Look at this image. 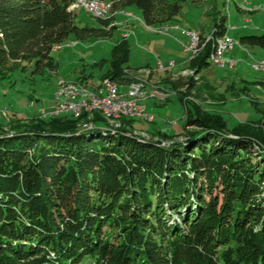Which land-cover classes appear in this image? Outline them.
I'll return each instance as SVG.
<instances>
[{"label": "trees", "instance_id": "trees-1", "mask_svg": "<svg viewBox=\"0 0 264 264\" xmlns=\"http://www.w3.org/2000/svg\"><path fill=\"white\" fill-rule=\"evenodd\" d=\"M69 2L0 0V79L8 87L25 72L30 85L34 75L47 80L50 51L69 34H107L79 25ZM128 5L149 27L179 12L168 0H114L112 10ZM225 20L215 34H225ZM239 42L264 48V32ZM209 49L189 59L195 72L209 64ZM110 55L102 75L126 82L127 40ZM254 105L257 120L228 127L218 112L186 103L181 131L159 132L167 145L127 134L136 128L129 117L111 131L96 110L3 120L0 264H264V108Z\"/></svg>", "mask_w": 264, "mask_h": 264}, {"label": "rangeland", "instance_id": "rangeland-1", "mask_svg": "<svg viewBox=\"0 0 264 264\" xmlns=\"http://www.w3.org/2000/svg\"><path fill=\"white\" fill-rule=\"evenodd\" d=\"M168 1H176L179 4L178 14L164 25L151 27L144 25L141 20V12L134 5L125 6L126 10H131L133 12V15L126 23L117 24V22L113 20V12L110 16L109 14L106 15L105 20L107 24L105 25H102L101 22L96 19H103V17H96L82 8L77 9L75 11V20L79 25H87L99 29L103 26L102 31L107 32V34L97 35L92 33L85 37H77L73 33L69 34L68 38L60 45L51 49L50 55L55 64V70L46 75L48 79L44 82H40L39 76L34 75V81H32L34 85H30V80L27 76L28 72L23 73L25 77L22 76L17 84L11 87H8L7 83L0 79V112H6L3 116L0 113V122L3 120L6 122L10 121L14 119V117L18 118L24 116L22 119L33 117L32 115L26 116L16 112L23 108L30 109V105L33 107L34 103L37 101V96H42V99L47 103L51 102L53 93L55 98V93L57 91V82L55 88L56 79L57 81L61 79L67 82H76L86 89H88L87 86H90L93 89L92 92L96 93H98V89L101 86H103L104 89V83L108 80V77L102 74L109 67L113 45L121 39H126L129 45L128 61L124 63L123 69L124 74L130 77L129 81L133 79L134 81L143 82V89L147 92L146 94L156 87H159L158 89L165 90L164 94L166 95L163 98L170 96V98L163 103L155 100L157 98L153 96L144 97L141 103L146 105L147 111L154 115V120L149 121L138 116L129 117L132 118L131 122L136 128L128 132L126 131L127 134H132L134 136L138 135V137L141 135L144 137H142V139L145 140L159 139L161 144L167 145L170 141L160 136L159 131L156 132V130H154L156 124L158 126L162 125L163 127L161 128H165V126L168 125L177 130L182 127L184 121L185 104L192 103L203 107L208 103L205 101L206 99L210 101L213 100L214 102L210 104L214 103L216 106L213 107V109L203 108L218 112L223 117L228 127L240 122H245L246 120H257L260 113L258 109L255 108L254 102L259 105L260 109H263L264 92L261 93L257 90L255 85L259 81L264 82V69H255L253 64L264 59V48L256 45H245L247 49L244 50L238 47L237 44L239 43V37L242 35L261 34L264 32V0ZM220 15H225L226 33L233 40V47L225 51L223 57L228 58L225 57L227 53L226 55L232 56L230 58L234 59L235 63L232 65H216L210 62L211 64L199 72L204 78H210L215 82L207 81L206 83L205 80H202V78L197 75L194 69L189 67L181 69L175 74V78L171 80L172 84H174L171 88H177L178 90L176 89L175 91L169 92L168 88L158 83L163 82L160 78L164 76L165 69L171 68V66L158 68L152 71L142 69L149 66L138 67V65L151 62L155 58L163 62H166L169 58L176 59L184 53L182 52V48L186 51L185 56L190 55L189 59L196 56L201 50L193 55L190 49H186V45L189 43V37L185 31L196 30L198 32H203V35L210 34L214 31L212 29L215 23L218 22ZM162 28L164 30H162ZM178 32L182 34L185 33L187 35L186 39L185 37L178 36L176 34ZM162 39L166 40L164 43L166 44L165 48L159 46ZM146 43L150 44L148 45ZM151 68L153 69V66H151ZM185 77H187V79L188 77L191 78L194 81V86H199L201 82L205 81L204 84L202 83V86L206 87L200 86V88H203L202 95L204 97H198V91L194 90L193 87L189 88L177 82L178 80L185 79ZM258 85L260 86L258 88L264 91V86H261L259 83ZM147 86L151 88L148 90L146 89ZM123 90H125V87ZM30 91H32V93H30ZM175 92L181 95V100L175 95ZM34 107H36V105ZM40 109L41 111L34 116H46L43 113H46L47 110L45 108ZM98 112L105 119L106 117H110L102 114L100 111ZM81 113L73 115L79 116ZM86 113L90 115L91 112L86 111ZM123 118L125 117L112 118L116 121L119 119L118 122L120 123V126L114 128L122 126L121 119ZM108 119H106V121ZM109 121L112 122L111 119H109ZM88 123L90 122L85 121L82 124L86 127ZM255 125L257 124L253 126ZM2 127L4 130L7 129V125ZM111 128H113V126ZM192 128L191 126L190 129ZM227 135L231 137L236 136L230 132H227ZM176 139L181 140L182 136H177ZM163 142H165V144ZM255 147L257 148L256 145L254 149H256Z\"/></svg>", "mask_w": 264, "mask_h": 264}, {"label": "bare ground", "instance_id": "bare-ground-1", "mask_svg": "<svg viewBox=\"0 0 264 264\" xmlns=\"http://www.w3.org/2000/svg\"><path fill=\"white\" fill-rule=\"evenodd\" d=\"M89 3L94 4V7L86 5L82 1H73V8L71 9H84L86 12H89L93 14L96 17H103V19L106 18V15L113 14L115 10H112V2L114 0H110L109 2H103L101 0H87ZM264 7V5H263ZM115 23V22H114ZM114 25V24H113ZM149 27V26H147ZM162 30H164L162 28ZM185 33L189 37V43L191 45H188L186 49H190V51L193 53V55L197 54L200 50H202L203 47H205V44L209 43L210 49H209V54H208V60L216 65H232L235 63V60L228 57L224 58V52L227 51L228 49H221L220 50V44H225V35H217L212 31L210 34L203 35L199 33L196 30H193V36H190V30H186ZM195 37V40H194ZM231 42L233 43V40L231 38ZM233 46V44H232ZM223 61H228L224 62ZM222 63V64H221ZM170 67L172 64H167V65H161L159 68H164V67ZM253 67L255 69H264V59L258 61L257 63L253 64ZM134 77V76H133ZM132 77V78H133ZM130 78V77H129ZM128 80L124 83L125 90L121 89L120 87L122 86L121 84L113 81V80H106L104 83V89L102 91H99L98 93L92 92V90H88L84 87H82L80 84L76 82H67L64 80L59 79L57 81V91L55 93V98H61L63 96V90L70 89L71 85L72 87L77 90V97L78 100H81V104H78L74 107L72 106H63L57 108L55 111H49L47 110L46 113H43L44 115H57L63 112H71L73 114H80L82 111L84 112H92L94 110L100 111L102 114L110 117H106L108 122V127H112L111 131H114L117 126H120L119 124V119L116 121L112 118H121V117H132V116H138L140 118L146 119L150 121V116L149 115H138L135 112H131L128 109H119L115 107H109L107 106V103H120L121 102V95L123 94V102L124 106H135L139 103H141V100L144 97H156V98H163L166 94H164L165 90L164 89H158L157 87L153 89L151 92L146 94L147 92L143 89V82L141 81H132ZM136 79V78H135ZM142 79V78H141ZM137 80V79H136ZM112 88V94H108V87ZM86 94H91L93 96H100V95H106L103 96V99L97 98V97H86ZM64 98L67 100H74V93L73 91H64ZM2 115H5L6 112L1 111L0 112ZM8 115V114H7ZM2 117V116H1ZM114 120V121H113ZM114 122V123H113ZM90 126V123L88 125Z\"/></svg>", "mask_w": 264, "mask_h": 264}, {"label": "crops", "instance_id": "crops-1", "mask_svg": "<svg viewBox=\"0 0 264 264\" xmlns=\"http://www.w3.org/2000/svg\"><path fill=\"white\" fill-rule=\"evenodd\" d=\"M105 1H110V0H105ZM133 15V12L131 11V10H126V8H125V6H123V7H117V9H115V12H114V16H113V20L115 21V22H117V24H119V23H126L127 21H128V19L131 17ZM199 33H201V34H204L203 32H201V31H199ZM178 36H182V37H185V39H186V34L184 33V34H182V33H180V32H178V33H176ZM225 34L227 35V33H226V31H225ZM174 36V35H173ZM127 37V36H126ZM168 37H171V36H168ZM149 41V40H148ZM166 42V40H161V42L159 43V46L160 47H163V48H165V45L166 44H164ZM146 44H150V43H146ZM238 45V47H241L242 49H247V46H245V45H243V44H241L240 42L237 44ZM233 47V46H232ZM182 52H184L182 55H180L178 58H176V59H168L166 62L164 61H162V60H160V59H157V58H155L154 60H152L151 62H146V63H144V64H141V65H138V67H141V66H149V67H145V68H142L143 70H145V69H147V70H150V71H152V70H157L156 68H154L153 67V69L151 68V66H155L158 62H160L161 64H163V65H167V63H168V61H173V65L171 66V68H167V69H165L166 71L164 72V76L162 77V78H160L161 79V81H163V82H161V83H158L159 85H162V86H165L166 88H168V90H169V92H172V91H175L177 88H175V89H173V88H171V86L172 85H174V84H172V79H174L175 78V74L179 71V70H181V69H185V68H189V64H188V59H189V56H185V53H186V51L184 50V48H182ZM227 54V53H226ZM225 54V57H232V56H229V55H226ZM209 64H211L210 62H209ZM208 64V65H209ZM207 65V66H208ZM206 67V66H205ZM204 67V68H205ZM138 69H140V68H138ZM201 70H199V72H200ZM199 72H197V75L198 76H200L201 78H202V80H205L206 81V83H207V81L208 82H210V81H213V82H215L214 80H212V79H210V78H204L203 77V75H201ZM205 81H203V82H201L200 83V85L199 86H193V89L194 90H197L198 91V97H204L203 95H202V91H203V88L202 87H206V86H202L204 83H205ZM56 82H57V79H56V81H55V88H56ZM218 82H221V81H218ZM203 83V84H202ZM261 86H264V82H262V81H259L258 82ZM258 83L255 85L256 86V89L257 90H259L261 93L262 92H264V91H262L261 89H259L258 87H260L259 85H258ZM119 84H121L122 86H121V89H124V87H126L125 85H124V82H121V83H119ZM209 85V84H208ZM98 86V85H97ZM200 86H202L201 88H200ZM210 86V85H209ZM170 87V88H169ZM87 88L89 89V90H92L93 91V89H92V87H90V86H87ZM151 88V87H150ZM149 88V86H147L146 87V89H150ZM209 88V87H208ZM39 89H41V88H39ZM263 89V88H262ZM103 90V86H101L99 89H98V92L99 91H102ZM178 90V89H177ZM40 91V90H39ZM55 91H56V89H55ZM30 93H32V91H30ZM31 95V94H30ZM170 95V94H169ZM175 95H177L178 96V98L181 100L182 98L180 97L181 95L178 93V92H175ZM197 95V94H196ZM170 98V96H167L166 98H162V99H155V100H158L159 102H165V101H167L168 99ZM37 101H36V103H34V106L36 105V107H32L31 105H30V109H26V108H23L22 110H20V111H18V112H16V113H22L23 115H28V116H34V115H36L37 113H39L40 111H41V109L40 108H42V107H45V108H48V107H50L52 104H53V102H54V93H53V96H52V99H51V102H46L45 100H43L42 99V96H37ZM144 100V99H143ZM142 100V101H143ZM206 102H208V103H206V105L205 106H203V107H205V108H211V109H213V107H215L216 105L213 103V104H210L211 102H214L213 100L212 101H210L209 99H206L205 100ZM210 101V102H209ZM162 103H159V104H162ZM145 107H146V105H145ZM184 119H185V115H184ZM153 120H154V118H153ZM152 120V121H153ZM183 123H184V121H183ZM183 123H182V125H183ZM161 127H163L162 125H157L156 124V126H155V129L154 130H156V132L157 131H159V132H167V133H169V134H171V133H178V132H180L181 131V129H182V127L181 128H179V129H177V130H175L174 128H172V127H169L168 125L167 126H165V128H161Z\"/></svg>", "mask_w": 264, "mask_h": 264}, {"label": "built area", "instance_id": "built-area-1", "mask_svg": "<svg viewBox=\"0 0 264 264\" xmlns=\"http://www.w3.org/2000/svg\"><path fill=\"white\" fill-rule=\"evenodd\" d=\"M73 1H82L86 5L94 7V4L89 3L87 0H70L68 8H73ZM101 1H105V0H101ZM106 2H108V1H106ZM188 34H190V36H193V30H190V33H188ZM224 35H225V44H220V50L221 49H228L229 50V49L232 48V44L233 43L231 42V37H229L226 34H224ZM194 40H195V37H194ZM188 45H191V43H188L186 46H188ZM224 62H228V61H223V63ZM167 64H172L173 65V61H168ZM161 65H163V64L158 62L153 67L157 69V68L161 67ZM107 87H108V94H112V88H110L109 86H107ZM64 91H73L74 100H67L66 98H64ZM120 95H121V102L120 103H107V106L115 107V108H119V109H128L131 112H135L138 115H149L150 116V121L153 120L154 115L152 113H150L149 111H147V109H146V107H145V105L143 103H139V104H137L135 106H124L123 94H120ZM103 96H106V95L93 96L91 94H86V97H97V98H100V99H103ZM78 104H81V100H78L77 90H75L72 87V85H71L70 89L63 90V96H61V98H54V102H53V104L50 107H48V108L42 107V108H45L46 110H49V111L52 112V111H55L59 107H63V106H72V107H74V106H76Z\"/></svg>", "mask_w": 264, "mask_h": 264}, {"label": "water", "instance_id": "water-1", "mask_svg": "<svg viewBox=\"0 0 264 264\" xmlns=\"http://www.w3.org/2000/svg\"><path fill=\"white\" fill-rule=\"evenodd\" d=\"M139 137H141V138H142L143 136L139 135ZM143 138H144V137H143ZM163 141H164V140H163ZM163 143L165 144V142H163Z\"/></svg>", "mask_w": 264, "mask_h": 264}]
</instances>
